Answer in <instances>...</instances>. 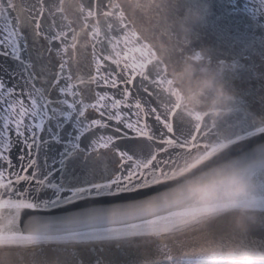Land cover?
I'll use <instances>...</instances> for the list:
<instances>
[{
  "label": "snow or ice",
  "instance_id": "1",
  "mask_svg": "<svg viewBox=\"0 0 264 264\" xmlns=\"http://www.w3.org/2000/svg\"><path fill=\"white\" fill-rule=\"evenodd\" d=\"M174 4L0 0V56L16 65H0V264H78L81 248L141 245L107 264H204L174 262L170 246L215 230L237 204L257 213L251 237L264 233V127L241 142L218 130L219 115L184 110L157 47L185 57ZM53 143L62 148L49 157ZM237 177L257 195L238 199Z\"/></svg>",
  "mask_w": 264,
  "mask_h": 264
},
{
  "label": "water",
  "instance_id": "2",
  "mask_svg": "<svg viewBox=\"0 0 264 264\" xmlns=\"http://www.w3.org/2000/svg\"><path fill=\"white\" fill-rule=\"evenodd\" d=\"M188 9H200L203 18L192 25L188 44L184 46L182 55L200 53L203 57L201 64L219 71L220 82L233 97L229 104L222 107L217 117L218 130L223 135L234 137L241 142L254 138L264 127V0H175L170 9V18H183ZM0 65L6 66L9 71L16 68L12 60L2 56ZM87 72L88 69H84L81 74L86 75ZM0 77L8 80V75L2 67ZM68 129H71L70 124ZM61 148L62 145L53 143L48 151L49 157L56 155ZM17 151L12 153L14 162ZM80 163L79 160L74 161L70 168L79 173ZM106 163L109 170L114 166L111 159ZM245 163L251 165L254 161ZM155 194V191L149 192V195ZM119 202L107 201L105 206ZM86 207L88 205L81 202L70 210L80 211ZM48 214L61 213L56 210ZM253 238L260 240L264 238V233L257 232ZM143 251L141 245L140 253ZM140 253H137L135 248L123 255L114 247L96 248L94 251L81 248L77 255L78 264H95L97 258L102 264H107L109 260L135 259Z\"/></svg>",
  "mask_w": 264,
  "mask_h": 264
},
{
  "label": "clouds",
  "instance_id": "3",
  "mask_svg": "<svg viewBox=\"0 0 264 264\" xmlns=\"http://www.w3.org/2000/svg\"><path fill=\"white\" fill-rule=\"evenodd\" d=\"M200 9H188L176 24L187 39L192 25L202 20ZM158 55L168 63V74L184 110L208 112L219 115L223 106L233 97L220 82V73L190 56L177 60L170 43L157 45ZM236 159V158H233ZM232 161H221L216 170L226 169ZM213 169L206 171L211 172ZM195 179V178H193ZM241 191L238 199H250L257 195L255 187L247 180L237 177ZM181 183H187L183 178ZM257 213L238 204L226 210L216 219V229H205L197 235L181 238L170 246L173 261L185 257H210L204 264H264V242L255 240L250 231L256 222ZM149 264H162L159 257Z\"/></svg>",
  "mask_w": 264,
  "mask_h": 264
}]
</instances>
